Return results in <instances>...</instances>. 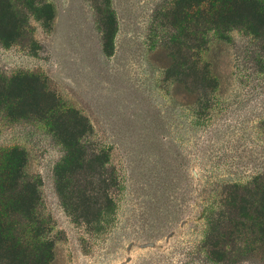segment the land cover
Wrapping results in <instances>:
<instances>
[{
	"label": "rangeland",
	"instance_id": "rangeland-1",
	"mask_svg": "<svg viewBox=\"0 0 264 264\" xmlns=\"http://www.w3.org/2000/svg\"><path fill=\"white\" fill-rule=\"evenodd\" d=\"M175 1L44 0L54 11L50 29L44 16L28 15L25 38L0 43L2 82L38 79L33 112L0 108V150L26 153L51 264H264L259 250L217 263L208 239L233 186L264 179V36L209 33L203 60L216 86L191 95L167 75L158 48ZM63 126L83 132L88 156L107 154L118 178L99 218L70 212L56 189Z\"/></svg>",
	"mask_w": 264,
	"mask_h": 264
},
{
	"label": "trees",
	"instance_id": "trees-1",
	"mask_svg": "<svg viewBox=\"0 0 264 264\" xmlns=\"http://www.w3.org/2000/svg\"><path fill=\"white\" fill-rule=\"evenodd\" d=\"M28 15L44 16L46 28H51L54 11L44 0H0V43L7 47L21 42L27 34ZM166 19L164 28L169 33L158 48L168 64L167 75L186 93H194L189 90L192 87L196 92L208 91L216 86L210 66L203 60L208 34L238 29L263 37L264 0H176ZM109 24L111 31L104 37L106 54L113 50L116 22L112 14ZM189 50H193L191 64ZM37 82L29 75L16 76L8 84L0 80V108L33 112L39 104ZM41 112L53 116L51 110ZM61 133L64 155L54 170L58 194L70 212L80 210L99 218L106 212V204L112 206L108 190L118 182L114 171L108 169L109 157L104 152L88 156L83 132L63 126ZM26 162V153L19 147L0 150V264H51L53 260L54 244L44 237L36 213L39 185L26 178ZM94 184L96 190L86 189ZM229 197L226 214L210 223V254L217 263H235L258 250L264 253V179L233 186ZM237 243L240 248L233 250Z\"/></svg>",
	"mask_w": 264,
	"mask_h": 264
}]
</instances>
